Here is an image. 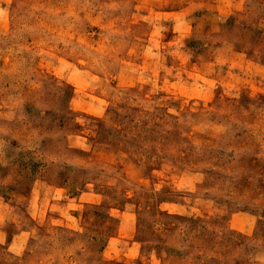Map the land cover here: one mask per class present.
I'll list each match as a JSON object with an SVG mask.
<instances>
[{
    "label": "rangeland",
    "instance_id": "rangeland-1",
    "mask_svg": "<svg viewBox=\"0 0 264 264\" xmlns=\"http://www.w3.org/2000/svg\"><path fill=\"white\" fill-rule=\"evenodd\" d=\"M0 264H264V0H0Z\"/></svg>",
    "mask_w": 264,
    "mask_h": 264
}]
</instances>
